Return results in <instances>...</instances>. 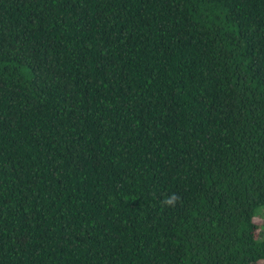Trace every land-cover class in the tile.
Wrapping results in <instances>:
<instances>
[{"label":"trees","instance_id":"1","mask_svg":"<svg viewBox=\"0 0 264 264\" xmlns=\"http://www.w3.org/2000/svg\"><path fill=\"white\" fill-rule=\"evenodd\" d=\"M263 211L264 0H0V264H264Z\"/></svg>","mask_w":264,"mask_h":264},{"label":"rangeland","instance_id":"2","mask_svg":"<svg viewBox=\"0 0 264 264\" xmlns=\"http://www.w3.org/2000/svg\"><path fill=\"white\" fill-rule=\"evenodd\" d=\"M255 223L260 228L261 226H264V211L259 215L258 218L255 219Z\"/></svg>","mask_w":264,"mask_h":264},{"label":"clouds","instance_id":"3","mask_svg":"<svg viewBox=\"0 0 264 264\" xmlns=\"http://www.w3.org/2000/svg\"><path fill=\"white\" fill-rule=\"evenodd\" d=\"M167 203L171 204L172 203V200H168Z\"/></svg>","mask_w":264,"mask_h":264}]
</instances>
